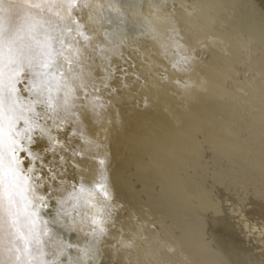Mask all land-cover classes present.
Here are the masks:
<instances>
[{"label":"bare ground","instance_id":"obj_1","mask_svg":"<svg viewBox=\"0 0 264 264\" xmlns=\"http://www.w3.org/2000/svg\"><path fill=\"white\" fill-rule=\"evenodd\" d=\"M148 2V35H141V18L123 8L104 25L138 38L132 47L139 50L123 49L136 67L124 65L130 87L121 89L120 123L107 142L108 174L123 208L102 245V264L134 259V249L121 247L134 233L165 239L176 250L173 264H264V136L259 111L247 103L259 107L264 0H166L159 13ZM192 48L190 70L173 67ZM112 64L121 61L113 56ZM106 115L116 119L112 108Z\"/></svg>","mask_w":264,"mask_h":264},{"label":"snow or ice","instance_id":"obj_2","mask_svg":"<svg viewBox=\"0 0 264 264\" xmlns=\"http://www.w3.org/2000/svg\"><path fill=\"white\" fill-rule=\"evenodd\" d=\"M148 7L165 11L166 0H149ZM121 8L140 17L141 35L149 34L143 0H0V264H102V245L123 208L107 150L120 123L121 89L130 87L121 65L136 67L123 49L139 50L132 47L138 38L104 27ZM175 8L171 32L178 36ZM191 52L173 67L190 70L197 59ZM113 56L121 64L114 66ZM260 79L258 109L254 99L247 103L251 113L259 111L264 136V59ZM110 108L115 120L106 115ZM121 247L135 250L127 264H173L176 251L163 238L136 233Z\"/></svg>","mask_w":264,"mask_h":264},{"label":"rangeland","instance_id":"obj_3","mask_svg":"<svg viewBox=\"0 0 264 264\" xmlns=\"http://www.w3.org/2000/svg\"><path fill=\"white\" fill-rule=\"evenodd\" d=\"M127 49H129L130 50V48H127ZM127 58V57H126ZM122 66H124V65H122ZM124 67H126V66H124ZM263 240H264V238H263Z\"/></svg>","mask_w":264,"mask_h":264}]
</instances>
